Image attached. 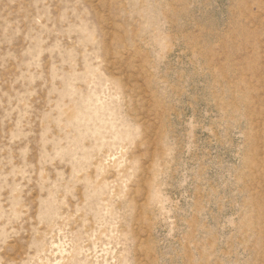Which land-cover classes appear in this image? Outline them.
<instances>
[{
    "label": "rangeland",
    "instance_id": "rangeland-1",
    "mask_svg": "<svg viewBox=\"0 0 264 264\" xmlns=\"http://www.w3.org/2000/svg\"><path fill=\"white\" fill-rule=\"evenodd\" d=\"M0 264H264V0H0Z\"/></svg>",
    "mask_w": 264,
    "mask_h": 264
}]
</instances>
